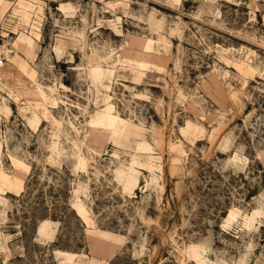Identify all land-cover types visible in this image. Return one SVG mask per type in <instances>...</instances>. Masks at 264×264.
I'll return each instance as SVG.
<instances>
[{
	"label": "rangeland",
	"instance_id": "1",
	"mask_svg": "<svg viewBox=\"0 0 264 264\" xmlns=\"http://www.w3.org/2000/svg\"><path fill=\"white\" fill-rule=\"evenodd\" d=\"M0 19V264H264V0Z\"/></svg>",
	"mask_w": 264,
	"mask_h": 264
},
{
	"label": "trees",
	"instance_id": "2",
	"mask_svg": "<svg viewBox=\"0 0 264 264\" xmlns=\"http://www.w3.org/2000/svg\"><path fill=\"white\" fill-rule=\"evenodd\" d=\"M48 214H45V215H42V218L43 217H47ZM50 217H52L53 219H56V216L55 215H51ZM40 219V217H37L35 214H34V217H33V220H32V223H33V230L34 232H36V229H37V222L38 220Z\"/></svg>",
	"mask_w": 264,
	"mask_h": 264
},
{
	"label": "built area",
	"instance_id": "3",
	"mask_svg": "<svg viewBox=\"0 0 264 264\" xmlns=\"http://www.w3.org/2000/svg\"><path fill=\"white\" fill-rule=\"evenodd\" d=\"M0 25H1V19H0Z\"/></svg>",
	"mask_w": 264,
	"mask_h": 264
}]
</instances>
